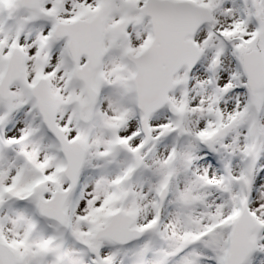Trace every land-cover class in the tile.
Returning <instances> with one entry per match:
<instances>
[{"label": "snow or ice", "instance_id": "snow-or-ice-1", "mask_svg": "<svg viewBox=\"0 0 264 264\" xmlns=\"http://www.w3.org/2000/svg\"><path fill=\"white\" fill-rule=\"evenodd\" d=\"M0 264H264V0H0Z\"/></svg>", "mask_w": 264, "mask_h": 264}]
</instances>
